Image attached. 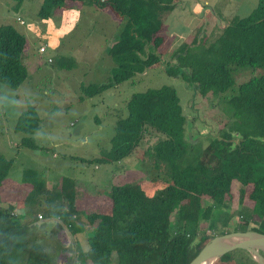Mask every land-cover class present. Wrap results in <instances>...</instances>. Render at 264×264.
I'll list each match as a JSON object with an SVG mask.
<instances>
[{
  "label": "trees",
  "instance_id": "1",
  "mask_svg": "<svg viewBox=\"0 0 264 264\" xmlns=\"http://www.w3.org/2000/svg\"><path fill=\"white\" fill-rule=\"evenodd\" d=\"M67 1L71 0H41L38 16L48 18ZM75 1L110 7L122 23L118 38L107 47L114 62L109 76L101 82L81 84L79 99L125 80L131 82L137 73L160 62L159 31L179 0ZM26 40L14 24L0 25V82L7 86L18 87L27 76ZM173 56L175 62L165 72L182 74L202 95H220L233 85L232 64L262 70L240 82L236 92L226 97L232 114L239 118L235 128L226 129L225 123L218 135L198 148L187 140V117L174 85L163 83L131 94L127 113L115 120L110 146L96 156L78 158L118 163L130 158L140 144L148 143L141 160L156 174L145 175L134 168L119 173V181L106 191L109 207L86 210L81 227L73 225L77 215H70L78 213L74 207L76 183L62 177L60 193L68 204L62 223L78 231L83 228L89 244L80 251V264H186L209 238L228 232L222 225L226 218L219 214L228 208L234 182L240 185V209L247 206L243 199L252 202L247 215L240 212L242 224L254 217L264 222V0H258L247 14L231 17L207 46L193 49L184 43ZM65 64L62 58L60 65ZM38 127L36 107L29 103L14 124L15 130L24 133L20 144L38 147L33 137ZM12 162V157L0 152V187ZM23 181L37 191L44 183L41 172L33 167L24 169ZM216 209L220 218L213 220ZM17 219L16 213L0 208V264L75 263L74 256H55L58 247H46L23 232L24 224ZM260 227L238 229L264 232V226ZM217 258L211 264H217Z\"/></svg>",
  "mask_w": 264,
  "mask_h": 264
},
{
  "label": "rangeland",
  "instance_id": "2",
  "mask_svg": "<svg viewBox=\"0 0 264 264\" xmlns=\"http://www.w3.org/2000/svg\"><path fill=\"white\" fill-rule=\"evenodd\" d=\"M257 1L179 0L165 18L159 31L162 38L157 49L160 62L153 63L142 73H137L131 82L125 80L99 94L79 99L81 84L105 80L114 65L106 51L111 34H116L117 31L119 20H114L118 17L116 13L110 7L100 8L101 6L98 7L95 4L90 6V3L80 6L78 1L71 0L67 1L68 5L61 13L57 10L48 18H42L38 16L37 10L41 0H0V25L14 24L27 39L25 43L26 78L15 88L0 82V152H3L6 157L13 158V164L6 179H9L7 188L5 184L0 187V208L17 214L19 223L24 224L23 232L31 237L34 235L46 247H58L60 252H55V256L56 254L65 258L74 256V262L80 264V251L89 246L85 231L81 228L79 232H76L77 230L69 228L67 223H65L66 227L61 225L65 217L64 214L62 215L64 212L59 211V209L62 211V207L58 206L63 204L59 202L60 196L56 188H49V181L54 179L57 181L60 176L62 178L64 175H70L78 179L77 188L81 190V193L86 188L87 192L93 193L97 187L105 189L111 182L119 181L117 175L113 176L114 171H118L119 174L124 173L128 168H134L145 175L155 176L156 170H150L141 160L142 151L148 143L136 147L130 158L119 163L97 162L98 166H95L94 161L81 163L74 158H61V153L72 151V153L90 157L107 149L110 146V136L114 132L115 120L119 115L127 113L126 102L131 94L163 83L176 87L183 112L187 117L185 128L187 140L195 147L205 146L208 138L218 135L225 123L227 126L224 128L234 129L239 118L232 114L233 108L226 101V97L236 92L240 82L262 69L257 68L253 71L249 67L232 64L233 85L220 95L210 93L202 95L194 83L182 74L175 76L167 74L165 67L175 62L173 53L181 45L187 43L193 49L207 46L220 34L224 24L231 17L247 14ZM19 17L25 21L24 24H21ZM40 45L45 46L44 52L38 51ZM49 57L51 61L48 60ZM62 58L66 61L64 66L60 65ZM67 64L71 66L68 67ZM12 99L19 104L13 105ZM29 103L36 107L39 116L40 128L36 129L34 137L40 148L22 146L20 138L24 133L14 129L17 116ZM98 118L99 121H97ZM77 128L80 132L88 134V141L75 146L63 144L52 147L48 134L62 141L66 139L73 141L67 136L73 133L76 138ZM236 137L238 136L235 133ZM154 138H150V142ZM53 149L58 153L57 159L51 157ZM202 158L205 159L206 156ZM78 165H82L83 173L78 174ZM28 167H35L43 174L47 186L44 190L48 188L54 190L59 201L55 199L53 192L46 193L47 197L43 193L33 195L30 192V196H28L29 192L25 194L27 191L25 187L29 184L26 182L24 184L20 175ZM89 177L92 178L88 179ZM10 179L18 180L19 183H10ZM8 186L15 188V192H18L17 198L13 201L8 192ZM30 189L32 192L36 190L34 187ZM239 190V183L234 182L228 208L219 214L220 217L222 215L226 218L222 224L225 225L223 230L233 231L241 227L249 228L250 225L263 227L264 222L257 217H254L247 225L242 224L240 212L247 215L248 207L252 202L246 198V200L243 199L247 206L240 209L243 207L241 205L243 202L240 199ZM62 198L67 203L64 197ZM105 199L104 206L97 205V202L94 206L85 199L83 204L88 205V209L104 210L110 205V199L108 200L107 197ZM97 200L99 203V199ZM63 207L67 211V205ZM86 208H80L82 211L79 214L75 213L78 219L73 220L74 226L81 227L85 223ZM38 211L45 215L42 214L41 218L37 216L34 220H30L37 215ZM217 214L216 209L214 212L216 217H213V220L220 218ZM261 229L264 230V228ZM209 231L216 232L213 228ZM69 243L70 246H66ZM229 254L236 255V263L233 258H223L222 256H225L223 254L217 258V264H255L249 252L243 248H235L229 251Z\"/></svg>",
  "mask_w": 264,
  "mask_h": 264
},
{
  "label": "crops",
  "instance_id": "3",
  "mask_svg": "<svg viewBox=\"0 0 264 264\" xmlns=\"http://www.w3.org/2000/svg\"><path fill=\"white\" fill-rule=\"evenodd\" d=\"M75 0H72V2H74ZM68 2H70V1H68ZM83 4H85V3H81V2H79V5L80 6H82ZM92 4H95V6H98V7H100L99 5H97L96 3H90L89 5L90 6H92ZM68 4H66V6H67ZM72 5V4H71ZM65 6V7H66ZM65 7H63V8H61V9H59L57 12H59L60 11V13H61V11L62 10H64V8ZM100 8H102V7H100ZM117 16H118V14H116ZM114 16V15H113ZM20 18V17H19ZM17 19V18H16ZM114 20H119V21H117V23H118V26H117V31H116V34H111V36H110V41L108 42L109 44L107 45V47L110 45V44H112L117 38H118V36H119V32H120V30H121V26H122V23H121V19H120V16H118V17H116V19H114ZM107 52V51H106ZM108 54V53H107ZM160 55V54H159ZM52 60V59H51ZM97 121H99V118L97 119ZM40 122V121H39ZM40 128V124H39V127H38V129ZM37 129V130H38ZM75 134H76V138L74 137V135H73V133H70L68 136H67V138H69V139H73V141L75 142H73V141H67V139L66 140H63L62 141V139H59V138H56V137H51L49 134H48V139H49V141L51 142V144H52V147H58V146H60V145H65V144H71V145H73V146H75V144H79V143H81L82 142V144L84 143V142H86V141H88V134L87 133H84V132H80V130H79V128H77V130H75ZM33 137H34V133H33ZM20 140H21V138H20ZM34 141H35V137H34ZM35 143H37L36 141H35ZM16 145H17V143H16ZM23 146V145H22ZM37 146L38 147H36V148H40L39 147V145H38V143H37ZM41 146V145H40ZM57 155H58V153L56 152V150L55 149H53L52 150V156L51 157H53V158H56L57 159ZM79 156H81V157H85V158H90V157H93V155L92 156H90V157H88L87 155L85 156V155H83V154H75V153H72V151H63L62 153H61V158H74V160L75 161H80L81 163L83 162V163H85V161H89V160H82L81 158H78ZM94 156H96V155H94ZM92 162V161H91ZM97 162L98 161H94V163H95V166H98L97 165ZM119 163V162H118ZM33 168H35V167H33ZM78 168H79V170H78V174H80V173H83V167H82V165H78ZM36 169V168H35ZM117 169H119V168H117ZM38 170V169H37ZM41 175H42V180H43V187L39 190V191H36V190H33V192H32V189H30V187H32V186H30V184L28 185V186H26L25 187V190H27V191H25V194H27V192H29V195L28 196H30V192L34 195L35 193H37V194H44V195H46V197H47V194L46 193H48V194H50V192H53L54 193V197H55V199L56 200H58V198L60 199V204L62 203L63 205H60V206H58V207H62V211L59 209V211L60 212H64L65 210H64V205H67V208H68V204L65 202V201H63V198L61 199V197H63L62 196V194L60 193V185H61V180H62V178H61V176L58 178V180L56 181L55 179L53 180V181H49V188L51 187V188H56V191H57V194L60 196V197H58L57 198V196H56V193H55V191L54 190H49V188L47 189V190H44V188H47V186H46V184H45V178H44V176H43V174L41 173ZM117 175V176H116ZM64 176H66V175H64ZM68 177H70V178H72L75 182H76V184H75V192H76V198H75V201H74V207H75V209L76 210H78V213L77 214H79L80 213V211H82V210H80V208H84V207H87L86 208V210L89 208V206L88 205H84L83 204V200L85 199V200H87V202L89 203V204H93L94 206H96V202H97V205H99V206H104V203H103V201L104 202H106V199H105V197H107L108 198V200L110 199L109 198V196L107 195V193H106V191L110 188V186H111V184L112 183H114V182H111L110 184H109V186L107 187V188H105V189H101V188H99V187H97V188H95V190H94V192L93 193H90V192H87V186H85V188H86V190L85 189H82V190H85L84 192H82L81 193V190H79V188H77V181H78V179H76V178H74L73 176H70V175H67ZM90 176V175H89ZM113 176H116L117 178H118V171H114L113 172ZM63 177V176H62ZM20 178H21V180H23V173H22V175H20ZM90 178H92V177H89L88 179H90ZM8 181H9V179L8 180H6V182L4 183L5 185H6V188H7V184H8ZM23 182V181H22ZM91 182H93V179H91ZM10 183H13V184H18L19 182H18V180H12V179H10ZM24 184H26L25 183V181L23 182ZM3 184V185H4ZM20 185V184H19ZM93 185V184H92ZM81 185H79V187H80ZM8 192H9V194H10V196H11V199H12V201L14 200V199H16L17 198V194L16 193H18V192H15V188H12L11 186H8ZM46 191V192H45ZM41 192V193H40ZM14 193V195H12ZM85 193V194H84ZM14 196H16V197H14ZM97 199H99V203H98V200ZM62 200V201H61ZM35 201H37V199H35ZM91 202V203H90ZM106 208H107V206H106ZM64 210V211H63ZM38 214H44L45 215V213H43V212H39L38 211V213H37V215H35L34 217H32V218H30V220H34L35 218H37V216H38ZM71 216H75V213H73V214H70ZM41 218V217H40ZM63 223L61 222V225H62ZM62 226H64V224L62 225ZM76 232H79L78 230L76 231ZM231 253V252H230ZM221 255H223V254H221ZM219 257V256H218ZM223 258L224 257H228V259H234V263H236L235 262V258H236V255H232V254H229V252H227V254H225V256H222ZM237 259V258H236Z\"/></svg>",
  "mask_w": 264,
  "mask_h": 264
},
{
  "label": "water",
  "instance_id": "4",
  "mask_svg": "<svg viewBox=\"0 0 264 264\" xmlns=\"http://www.w3.org/2000/svg\"><path fill=\"white\" fill-rule=\"evenodd\" d=\"M259 237L264 238V232L256 229H234L216 234L209 238L186 264H199L210 257H213V262L221 254L235 248L247 250L257 263L264 264V248L259 245Z\"/></svg>",
  "mask_w": 264,
  "mask_h": 264
},
{
  "label": "bare ground",
  "instance_id": "5",
  "mask_svg": "<svg viewBox=\"0 0 264 264\" xmlns=\"http://www.w3.org/2000/svg\"><path fill=\"white\" fill-rule=\"evenodd\" d=\"M258 242H259V245L264 248V238L259 237ZM212 260H213V257H210V258H207L201 261L199 264H211Z\"/></svg>",
  "mask_w": 264,
  "mask_h": 264
},
{
  "label": "built area",
  "instance_id": "6",
  "mask_svg": "<svg viewBox=\"0 0 264 264\" xmlns=\"http://www.w3.org/2000/svg\"><path fill=\"white\" fill-rule=\"evenodd\" d=\"M19 19H20V18H19ZM20 22H21V24H24V23H25V21L22 20V19H20ZM45 50H46V48H45L44 45H40L39 48H38V51H39V52H44ZM48 60L51 61V58L49 57ZM38 216H39V217H42L41 214H38ZM215 235H216V234H215Z\"/></svg>",
  "mask_w": 264,
  "mask_h": 264
},
{
  "label": "clouds",
  "instance_id": "7",
  "mask_svg": "<svg viewBox=\"0 0 264 264\" xmlns=\"http://www.w3.org/2000/svg\"><path fill=\"white\" fill-rule=\"evenodd\" d=\"M11 103H12L13 105H18V104H19V102L16 101L15 99H12V100H11ZM16 242L18 243L19 241H16ZM66 246H70V243L67 244Z\"/></svg>",
  "mask_w": 264,
  "mask_h": 264
}]
</instances>
